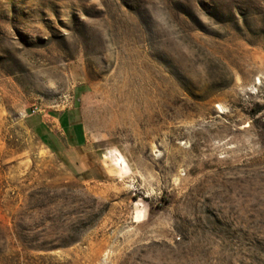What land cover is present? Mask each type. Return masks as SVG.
I'll return each mask as SVG.
<instances>
[{
  "label": "rangeland",
  "instance_id": "rangeland-1",
  "mask_svg": "<svg viewBox=\"0 0 264 264\" xmlns=\"http://www.w3.org/2000/svg\"><path fill=\"white\" fill-rule=\"evenodd\" d=\"M0 264H264V0H0Z\"/></svg>",
  "mask_w": 264,
  "mask_h": 264
},
{
  "label": "trees",
  "instance_id": "trees-1",
  "mask_svg": "<svg viewBox=\"0 0 264 264\" xmlns=\"http://www.w3.org/2000/svg\"><path fill=\"white\" fill-rule=\"evenodd\" d=\"M62 124L65 127V129L68 131V133L70 134V137L73 139L72 135H71V131H70V127L68 124V120L67 117H62ZM78 129V125L76 127ZM81 128V127H79ZM42 140L44 141V143H46L51 149L54 150V152L62 159L63 162H67V156L65 154V150L62 148L61 143L58 141V139L56 137H54L53 135H50L49 138L47 137H42Z\"/></svg>",
  "mask_w": 264,
  "mask_h": 264
},
{
  "label": "bare ground",
  "instance_id": "bare-ground-1",
  "mask_svg": "<svg viewBox=\"0 0 264 264\" xmlns=\"http://www.w3.org/2000/svg\"><path fill=\"white\" fill-rule=\"evenodd\" d=\"M109 158V157H108ZM120 161V157L115 159V163H118ZM114 163V162H113Z\"/></svg>",
  "mask_w": 264,
  "mask_h": 264
},
{
  "label": "built area",
  "instance_id": "built-area-1",
  "mask_svg": "<svg viewBox=\"0 0 264 264\" xmlns=\"http://www.w3.org/2000/svg\"><path fill=\"white\" fill-rule=\"evenodd\" d=\"M34 114H36V112L34 111Z\"/></svg>",
  "mask_w": 264,
  "mask_h": 264
}]
</instances>
